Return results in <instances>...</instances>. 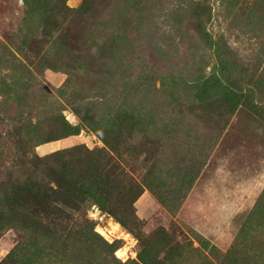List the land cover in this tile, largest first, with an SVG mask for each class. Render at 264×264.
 <instances>
[{"label": "rangeland", "instance_id": "rangeland-1", "mask_svg": "<svg viewBox=\"0 0 264 264\" xmlns=\"http://www.w3.org/2000/svg\"><path fill=\"white\" fill-rule=\"evenodd\" d=\"M200 1L0 0V264H264V0Z\"/></svg>", "mask_w": 264, "mask_h": 264}, {"label": "trees", "instance_id": "trees-1", "mask_svg": "<svg viewBox=\"0 0 264 264\" xmlns=\"http://www.w3.org/2000/svg\"><path fill=\"white\" fill-rule=\"evenodd\" d=\"M90 1V0H89ZM87 2V0H85V3ZM84 3V4H85ZM206 0H202V1H200V2H197V3H195L194 4V6H197V9H196V11H194V12H192V13H190V15H191V19H192V21L194 22V24H198V25H200V26H202L203 25V19H204V17L207 15V10H208V7H207V5H206ZM129 7L131 8V9H133L134 11H135V7H133V6H131V5H129ZM83 8V9H82ZM84 6H82L80 9H78V11H80V10H84ZM78 11H75V12H78ZM180 13H182V14H180V16H181V18H186V16L188 15L187 13L188 12H186L185 11V9H183V8H180ZM198 29H199V34H200V36H202L203 38H204V36H208V34L205 32V29H203L202 27H198ZM165 76L164 75H162V82H161V87L163 86V88L164 87H168V82H166V77L164 78ZM152 83H150V85H151ZM229 88V87H228ZM230 89V92H233V93H235L234 92V90L233 89H231V87L229 88ZM236 94V93H235ZM239 96L240 95H242V94H238ZM263 105H264V102L262 103ZM55 133H56V137H54V139H49L47 142H50V141H55V140H61V139H64V138H67V137H70V136H76V135H78V132H77V128H76V126H73V125H71V124H69L68 122H65V121H63L62 123H61V126L59 127V128H57V130L55 131ZM107 250H108V252H110V253H112V251L109 249V248H107ZM110 250V251H109ZM109 254V253H108ZM112 264H115V262H113Z\"/></svg>", "mask_w": 264, "mask_h": 264}, {"label": "crops", "instance_id": "crops-1", "mask_svg": "<svg viewBox=\"0 0 264 264\" xmlns=\"http://www.w3.org/2000/svg\"><path fill=\"white\" fill-rule=\"evenodd\" d=\"M71 1V0H70ZM73 136H71V137H67V138H65V139H62V140H60V141H66V140H68V139H70V138H72Z\"/></svg>", "mask_w": 264, "mask_h": 264}]
</instances>
